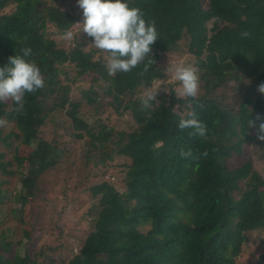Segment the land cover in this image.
Instances as JSON below:
<instances>
[{"label":"trees","instance_id":"1","mask_svg":"<svg viewBox=\"0 0 264 264\" xmlns=\"http://www.w3.org/2000/svg\"><path fill=\"white\" fill-rule=\"evenodd\" d=\"M53 2L0 0V66L31 48L25 59L40 68L45 81L42 89L25 94L22 113L15 111L14 102H0V118L14 123L17 131L11 134L31 149L29 156L15 158L23 179L13 210L23 218L25 196L34 197L40 177L65 152L40 136L50 113L66 109L75 128L88 129L79 116L82 103L72 100L71 90L90 77V92L84 94L88 103H95L97 90H102L112 103L126 99L130 106L126 110L137 118V128L119 132L112 141L116 155L131 160L137 176L133 188L113 199L119 212L116 222L97 225L68 264H233L239 244L264 229V176L252 161L241 166L231 163L242 155L244 144L257 142L264 148L258 133L264 119L257 120L264 118V94L258 91L264 83V0H125L141 10L146 22L155 23L158 40L151 55L156 63L144 75L141 64L114 77L104 66L106 53L82 44L67 49L48 35L49 24L63 35L82 22L79 14ZM9 6L12 9L6 11ZM185 37L198 69V98L189 107L171 86L146 115L136 116L132 106L138 105V91L167 80L160 64ZM242 81L249 86L237 85ZM221 88L239 91L238 101L229 104L219 94ZM255 90L257 96L251 99ZM231 105H239L238 111ZM190 111L206 125L205 137L178 128L180 119L191 118ZM75 137L82 139L84 134ZM110 137L98 134L92 146L106 150ZM1 142L10 146L2 128ZM182 149L199 158H181ZM10 165L5 152H0V172L15 174ZM106 187L94 188L95 194ZM7 198L0 187V205ZM145 226H150L147 232L141 229ZM14 258L0 255V264H36L28 255ZM253 264H264V252Z\"/></svg>","mask_w":264,"mask_h":264},{"label":"rangeland","instance_id":"2","mask_svg":"<svg viewBox=\"0 0 264 264\" xmlns=\"http://www.w3.org/2000/svg\"><path fill=\"white\" fill-rule=\"evenodd\" d=\"M53 3L79 14L83 22V10L79 8L78 0H56ZM11 9L12 6H9L6 11ZM81 28L79 24L73 27L71 31L74 36L70 41H65L52 24L48 25L47 32L60 46L67 49L75 44H82L85 49L90 50L93 41L87 34L81 33ZM189 41L185 37L179 48L165 55L162 60L160 65L167 75L166 81H156L152 87L140 88L136 96L138 105L136 103L132 106L136 116L146 115L152 109L142 108L141 105L142 95L147 89H160L156 97L158 101L160 96L169 93L171 86L175 90L179 87L178 83L171 81V73L167 69L179 61L197 67L195 57L189 53ZM90 81L91 78L86 77L72 85L71 90L72 100L82 103L79 116L89 125L86 131L74 127L66 109L51 112L40 130L41 138L56 143L65 152L58 164L40 177L34 197L25 196L22 219L13 210L16 197L22 191L23 179L20 175L23 174L22 169L18 170L15 158L18 155L29 156L31 149L24 147L11 134L12 131H17L14 123L8 122L7 127L2 128L3 136L10 146L1 142L0 152H5L6 160L11 162L8 168L15 172H0V187L8 196L5 203L0 205V255H5L6 259L16 257L14 260H17V257L24 258L28 255L36 259V264H68L80 252L87 236L96 230L97 225L116 222L119 212L113 204L114 197L124 194L136 184V167L131 160L116 155V145H112V141L119 132H131L137 128V118H134L131 110H126L130 107L126 99L112 103L111 97L102 90H97L99 94L95 103H88L84 94L90 92ZM237 85L246 88L249 82L242 81ZM238 93L239 91L231 88H221L219 91V94L228 98L229 104L238 101ZM256 96L255 90L251 99ZM7 103L11 105L12 102ZM50 104L51 102L48 103ZM231 106L238 111L239 105ZM80 133L84 134V138L75 137ZM107 133L110 134L111 141L106 143V150L92 146L93 139L98 134L105 136ZM255 134L256 132L252 133ZM246 161H252L254 169L264 176V148L260 143L244 144L242 155L231 163L233 166H241ZM102 184H107L106 189L95 194L94 188H99ZM241 186L244 188L245 182ZM149 227L141 229L147 232ZM4 243H9V247L5 248ZM238 249L240 252L233 259V264L255 263L264 252V229L250 233L248 240L239 244Z\"/></svg>","mask_w":264,"mask_h":264},{"label":"clouds","instance_id":"3","mask_svg":"<svg viewBox=\"0 0 264 264\" xmlns=\"http://www.w3.org/2000/svg\"><path fill=\"white\" fill-rule=\"evenodd\" d=\"M78 6L83 10L81 33L93 38L91 46L107 54L105 68L109 76L118 73H129L134 68L144 65L141 75L149 71L156 63L152 53V45L158 40L155 23L146 22L139 8L130 7L125 0H78ZM249 33H242L247 36ZM74 33L66 30L63 39L70 41ZM23 56L9 57L5 66H0V102H14L15 111L24 110V97L26 93H35L45 86L44 77L40 68L25 59L32 53L31 48L22 49ZM171 81L178 83L176 97L188 101L196 100L200 94V79L198 69L190 63L179 61L170 69ZM160 89H147L141 99L142 108H150L156 101ZM258 91L264 94V83L259 85ZM191 118L179 120L180 130L192 129L190 135L205 137L206 125L201 122L194 112L188 113ZM264 119L257 116V120ZM249 124L255 126L254 121ZM8 121L0 118V128H6ZM259 139L264 140V122L259 124ZM184 159H198L191 150H181L179 153ZM204 156L207 153H203Z\"/></svg>","mask_w":264,"mask_h":264}]
</instances>
